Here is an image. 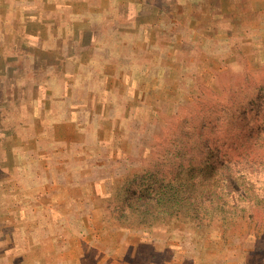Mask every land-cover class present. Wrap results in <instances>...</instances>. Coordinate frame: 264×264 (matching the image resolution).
<instances>
[{"label": "rangeland", "instance_id": "rangeland-1", "mask_svg": "<svg viewBox=\"0 0 264 264\" xmlns=\"http://www.w3.org/2000/svg\"><path fill=\"white\" fill-rule=\"evenodd\" d=\"M112 1L88 26L0 28L4 264H264V232L115 219L181 126L206 139L209 108L264 86V0Z\"/></svg>", "mask_w": 264, "mask_h": 264}, {"label": "trees", "instance_id": "trees-1", "mask_svg": "<svg viewBox=\"0 0 264 264\" xmlns=\"http://www.w3.org/2000/svg\"><path fill=\"white\" fill-rule=\"evenodd\" d=\"M219 108H209L217 120L206 139L181 126L164 153L148 158L119 201L118 222L189 228L195 237L215 230L225 240L264 232V86Z\"/></svg>", "mask_w": 264, "mask_h": 264}, {"label": "crops", "instance_id": "crops-1", "mask_svg": "<svg viewBox=\"0 0 264 264\" xmlns=\"http://www.w3.org/2000/svg\"><path fill=\"white\" fill-rule=\"evenodd\" d=\"M123 1L125 2L124 6L126 9L128 4L132 7V5L136 6L137 4L140 5L144 3L146 0ZM111 4L112 7H110V0H0V5L3 8L0 10V28H66L69 26L68 23L73 24V22L79 26H84V24L88 26V15H84L85 12H92L93 8L100 9L99 11L114 10V1H112ZM26 13H28L30 17L23 16ZM69 13H74L78 18L74 20V17L69 15ZM25 20H30L32 23H25ZM2 248L3 245H0V249ZM33 258H35V256L29 258L27 264H57V262L53 261L51 258L40 259V261L33 260ZM4 260V255L1 254L0 264H4ZM12 260V257L6 259V261Z\"/></svg>", "mask_w": 264, "mask_h": 264}]
</instances>
